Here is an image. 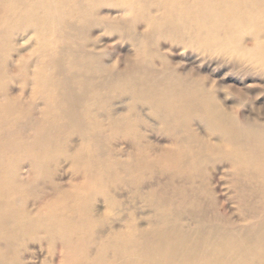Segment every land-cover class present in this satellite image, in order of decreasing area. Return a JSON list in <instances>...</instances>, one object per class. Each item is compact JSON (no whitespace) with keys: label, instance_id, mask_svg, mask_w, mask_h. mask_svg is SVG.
I'll use <instances>...</instances> for the list:
<instances>
[{"label":"rangeland","instance_id":"obj_1","mask_svg":"<svg viewBox=\"0 0 264 264\" xmlns=\"http://www.w3.org/2000/svg\"><path fill=\"white\" fill-rule=\"evenodd\" d=\"M187 1L0 0V264H147L162 226L199 238L264 207L222 155L192 165L219 136L169 104L264 125V0H215L203 28Z\"/></svg>","mask_w":264,"mask_h":264},{"label":"bare ground","instance_id":"obj_2","mask_svg":"<svg viewBox=\"0 0 264 264\" xmlns=\"http://www.w3.org/2000/svg\"><path fill=\"white\" fill-rule=\"evenodd\" d=\"M196 1L201 2L204 7L199 13L197 11V14H190L189 17L201 21L202 28L206 21L222 16L221 9L212 6L217 1ZM193 8L187 0H182L170 11L186 9L190 12ZM238 18L231 19L237 22ZM175 93L169 99V104L176 116L189 119L197 111V115L206 121L211 134L219 136L211 149L202 146L191 151L192 165H199L209 153L220 154L234 171L233 185L235 182V187L242 192V202L247 203L249 196L255 193L264 195V125L253 123L241 127L209 101L196 97L194 92ZM161 96L159 101L166 100L164 93ZM218 171L224 174L222 169ZM246 211L247 214L243 215L246 217L241 216L238 220L230 219L221 223L204 220L200 223L199 233L203 234V226H209L208 238L200 234L199 238H191L189 231L162 226L159 242L164 250L160 256L157 257L150 249H146L141 257L147 264H177L175 258L179 256H188L190 264H264V207L254 211L247 206ZM199 247H203L202 252H199Z\"/></svg>","mask_w":264,"mask_h":264}]
</instances>
